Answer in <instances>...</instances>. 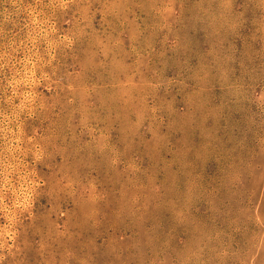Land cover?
Returning a JSON list of instances; mask_svg holds the SVG:
<instances>
[{
    "label": "rangeland",
    "instance_id": "374dc122",
    "mask_svg": "<svg viewBox=\"0 0 264 264\" xmlns=\"http://www.w3.org/2000/svg\"><path fill=\"white\" fill-rule=\"evenodd\" d=\"M0 264H264V0H0Z\"/></svg>",
    "mask_w": 264,
    "mask_h": 264
}]
</instances>
